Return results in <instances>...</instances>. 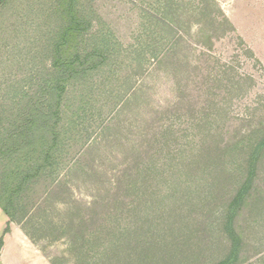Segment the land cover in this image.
Returning a JSON list of instances; mask_svg holds the SVG:
<instances>
[{
    "label": "rangeland",
    "instance_id": "1",
    "mask_svg": "<svg viewBox=\"0 0 264 264\" xmlns=\"http://www.w3.org/2000/svg\"><path fill=\"white\" fill-rule=\"evenodd\" d=\"M159 1L72 0L92 22L83 37L72 38V46H88L95 35L109 33L119 44L120 63L112 75L68 89L67 113L78 105L80 93L87 97V113L59 169L35 183L28 195L29 208L41 204L44 219L60 222L72 202L90 203L106 195L125 168L134 172L147 156H165L166 149L159 151L164 142L175 155L181 147H195L205 134L190 125L202 111H222L209 125L213 135H207L204 148L231 145L240 132L264 125V0H174L181 15L173 19L174 36L165 51L156 46L163 57L159 61L145 51L142 60H132L129 55L146 44V29L155 22L151 16L161 12ZM62 24L57 0H9L0 9V104L11 103L29 80L49 68L48 47ZM170 131L167 142L162 137ZM211 151L203 152L208 156ZM254 186L260 188L251 206L239 209L234 218L243 233L242 264H264V176L259 172ZM183 195L177 192L173 198L182 202ZM41 234L32 241L0 209V264H51L59 256L67 259L61 264H72L64 238L49 240ZM225 254L228 250L214 258Z\"/></svg>",
    "mask_w": 264,
    "mask_h": 264
},
{
    "label": "trees",
    "instance_id": "2",
    "mask_svg": "<svg viewBox=\"0 0 264 264\" xmlns=\"http://www.w3.org/2000/svg\"><path fill=\"white\" fill-rule=\"evenodd\" d=\"M8 1L0 0V9ZM160 2L161 12L151 16L155 22L146 29V44L129 55L132 60H142L147 51L160 61L163 54L156 46L165 51L174 36L173 19L181 15L180 5L174 0ZM57 5L63 24L48 47L49 68L29 80L11 103L0 104V209L8 222L21 224L32 241L39 232L49 240L64 238L72 264L245 262L238 255L243 233L237 230L234 218L239 209L251 206L259 192L254 183L258 172L264 176V125L238 132L239 139L231 145L204 148L207 135H213L209 125L219 120L222 111H202L192 120L190 128L199 126L205 134L195 147H181L175 155L164 142L159 151L166 149L165 156L159 160L154 159L155 154L147 156L137 162L134 172L125 168L106 195L90 203L69 204L66 219L57 223L44 219L41 204L31 211L28 195L34 184L51 178L59 169L74 137L80 135L78 127L87 113L84 93L67 113L69 87L83 88L98 75H112L120 63L119 44L109 33L95 35L88 46L73 47L72 38L83 37L92 22L76 11L72 0H57ZM185 14L192 17L189 10ZM190 23L186 20V29ZM172 135L170 131L162 138L168 142ZM208 148L212 151L207 156L203 151ZM177 192L184 194L179 198L182 202L174 200ZM195 194L201 197L199 201ZM223 250L228 254L214 258ZM66 260L59 256L51 264Z\"/></svg>",
    "mask_w": 264,
    "mask_h": 264
}]
</instances>
